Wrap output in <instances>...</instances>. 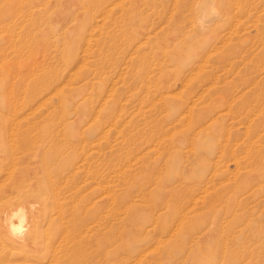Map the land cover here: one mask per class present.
<instances>
[{"label":"rangeland","instance_id":"rangeland-1","mask_svg":"<svg viewBox=\"0 0 264 264\" xmlns=\"http://www.w3.org/2000/svg\"><path fill=\"white\" fill-rule=\"evenodd\" d=\"M1 207L0 264H264V0H0Z\"/></svg>","mask_w":264,"mask_h":264},{"label":"bare ground","instance_id":"bare-ground-1","mask_svg":"<svg viewBox=\"0 0 264 264\" xmlns=\"http://www.w3.org/2000/svg\"><path fill=\"white\" fill-rule=\"evenodd\" d=\"M238 2V1H237ZM231 7V6H230ZM230 10V9H229ZM236 12V11H235ZM190 111V110H189ZM188 115H186V117H187ZM50 189H51V187H49ZM38 191H40L39 189H38ZM51 191V190H50ZM26 192V191H25ZM16 193V192H15ZM53 193V192H52ZM23 194H24V192H23ZM45 194V193H44ZM9 195V194H8ZM40 194H39V192H38V194H37V196H39ZM9 196H11V195H9ZM9 198V197H8ZM13 199H14V197H12ZM37 198V197H36ZM49 198H51V197H49ZM48 198V199H49ZM2 199V198H1ZM20 199V198H19ZM46 199V198H45ZM39 200V199H38ZM8 201V200H7ZM43 202V201H42ZM51 203V202H50ZM7 204V203H6ZM9 204V203H8ZM7 204V205H8ZM5 205V204H4ZM45 205V204H44ZM17 206H19V203H16V204H14L13 206L11 205V203H10V205L9 206H7L6 208L7 209H9V208H16ZM46 206V205H45ZM47 207V206H46ZM5 207H1L0 208V222H2L3 223V226H4V231L6 232V234L8 235V238H9V240L11 241L10 242V244H11V246H10V248H13V249H18V248H22V249H25V247H28V246H31V245H37L38 244V239H37V236H35L36 235V232L34 233V231H35V229L33 230L32 228L31 229H28L27 230V232H25L24 234H21V233H14V232H16V231H13L15 228H14V225L16 224V223H14L15 221V219L17 218L18 220H22L23 218H24V216H23V213H22V211H19V213H18V215H7L8 214V212H6L5 213V209H4ZM1 209H3V210H1ZM19 209H20V207H19ZM18 209V210H19ZM47 209H48V207H47ZM38 210V209H37ZM38 211H40V210H38ZM35 212V211H34ZM40 212H41V215H40ZM40 212H38L39 213V216L36 214V216L37 217H41L42 216V211H40ZM50 212V211H49ZM5 213V214H4ZM13 213V212H12ZM11 213V214H12ZM15 213V212H14ZM17 213V212H16ZM33 215H35V214H33ZM36 216H35V218H36ZM16 217V218H15ZM44 217V218H43ZM45 217H46V213L42 216V221L44 222L45 221ZM49 217V222H51V218H50V216H48ZM48 217H46V218H48ZM15 218V219H14ZM34 218V219H35ZM37 219V218H36ZM40 219V218H39ZM48 220V219H47ZM35 221V220H34ZM17 222V221H16ZM48 222V223H49ZM36 223V222H35ZM38 223H40V222H38ZM37 223V224H38ZM42 223V222H41ZM46 222H44V224H45ZM18 224V223H17ZM43 224V225H44ZM35 225V224H34ZM33 225V226H34ZM40 224H38V226H39ZM32 226V227H33ZM37 226V227H38ZM16 227V226H15ZM40 228H42V227H40ZM7 231L9 232V234L7 233ZM45 235V234H44ZM44 241V240H43ZM47 241V240H46ZM2 242V241H1ZM8 245V244H7ZM7 245H4V246H7ZM3 246V245H2ZM45 246L46 247H48V244H45ZM2 248H6V247H2ZM2 250H5V249H2ZM5 252V251H4ZM44 252H45V254H42V256H44L43 258H49V254L47 253V252H50L49 251V249H48V251H47V248L44 250ZM43 252V253H44ZM2 253H3V251H2ZM53 259L52 260H54V257H52ZM51 262H54V261H51ZM71 263H72V261H71Z\"/></svg>","mask_w":264,"mask_h":264}]
</instances>
